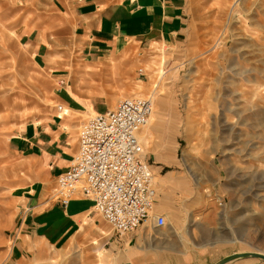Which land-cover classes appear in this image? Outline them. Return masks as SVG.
I'll list each match as a JSON object with an SVG mask.
<instances>
[{"label": "rangeland", "instance_id": "rangeland-1", "mask_svg": "<svg viewBox=\"0 0 264 264\" xmlns=\"http://www.w3.org/2000/svg\"><path fill=\"white\" fill-rule=\"evenodd\" d=\"M186 1L180 39L144 47L130 41L127 65L105 79L121 90L104 98L110 110L123 99L153 98L159 117H152L140 137L154 184L162 187L156 200L163 207L155 215L165 218L181 252L193 253L188 264L264 255V0ZM15 4L0 0V101L20 100L19 110L0 105V264H9L21 196L20 167L7 152V129L49 113L59 88L19 42ZM73 258L69 250H50L30 264H76Z\"/></svg>", "mask_w": 264, "mask_h": 264}, {"label": "crops", "instance_id": "crops-1", "mask_svg": "<svg viewBox=\"0 0 264 264\" xmlns=\"http://www.w3.org/2000/svg\"><path fill=\"white\" fill-rule=\"evenodd\" d=\"M15 3L12 18L19 42L31 51L37 67L57 80L59 88L54 90L55 106L49 113L7 129V152L21 172L9 264H30L50 250H69L76 264H188L193 253L181 252L166 225L159 228L154 221L146 222L134 232L118 234L83 195H76L63 208L57 194V178L78 152L83 118L110 110L104 97L121 90L108 87L105 79L120 64L127 65L129 42L140 47L152 42L174 45L186 26L187 1ZM158 168L153 166L154 172ZM192 200H188L190 206ZM156 202L155 209L160 211L163 201Z\"/></svg>", "mask_w": 264, "mask_h": 264}, {"label": "built area", "instance_id": "built-area-1", "mask_svg": "<svg viewBox=\"0 0 264 264\" xmlns=\"http://www.w3.org/2000/svg\"><path fill=\"white\" fill-rule=\"evenodd\" d=\"M153 108L152 97L123 99L80 127L78 152L57 178L63 208L81 194L118 234L134 232L150 220L159 228L166 225L163 216L155 215L153 174L140 141Z\"/></svg>", "mask_w": 264, "mask_h": 264}, {"label": "bare ground", "instance_id": "bare-ground-1", "mask_svg": "<svg viewBox=\"0 0 264 264\" xmlns=\"http://www.w3.org/2000/svg\"><path fill=\"white\" fill-rule=\"evenodd\" d=\"M133 98V97H132ZM0 105H2V106H10L11 105V107H13L14 109H17V110H19L20 109V100L18 99H16V100H11V97H5L4 99H2L1 101H0ZM160 105L162 106V101L160 102ZM154 109V108H153ZM152 117L154 118V119H156L157 117H159V113H158V110L156 111L155 110V112H152V115H151V119H150V121H149V123H148V125L145 127V129H147L148 128V126L150 125V122L152 121ZM144 129V130H145ZM144 140V138L142 137V135H141V137H140V141H141V143H142V141ZM152 187H153V190H154V193H155V199L156 198H158V191L156 192L155 191V189H154V187L156 188L157 187V183L155 182V184H154V180H153V185H152ZM157 189V188H156ZM166 226H167V224H166ZM156 230V229H155ZM178 233V232H177ZM258 254V253H257ZM260 255H262V254H260Z\"/></svg>", "mask_w": 264, "mask_h": 264}, {"label": "water", "instance_id": "water-1", "mask_svg": "<svg viewBox=\"0 0 264 264\" xmlns=\"http://www.w3.org/2000/svg\"><path fill=\"white\" fill-rule=\"evenodd\" d=\"M245 259H258L264 262V255H260L257 253H240V254H233L228 257H225L218 261L215 264H230L234 261L238 260H245Z\"/></svg>", "mask_w": 264, "mask_h": 264}]
</instances>
